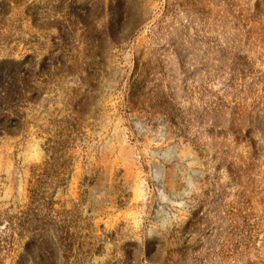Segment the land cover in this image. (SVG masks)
<instances>
[{
	"label": "rangeland",
	"instance_id": "1",
	"mask_svg": "<svg viewBox=\"0 0 264 264\" xmlns=\"http://www.w3.org/2000/svg\"><path fill=\"white\" fill-rule=\"evenodd\" d=\"M0 264H264V0H0Z\"/></svg>",
	"mask_w": 264,
	"mask_h": 264
},
{
	"label": "water",
	"instance_id": "2",
	"mask_svg": "<svg viewBox=\"0 0 264 264\" xmlns=\"http://www.w3.org/2000/svg\"><path fill=\"white\" fill-rule=\"evenodd\" d=\"M189 174V180H188V185L185 186V188L178 193L176 196L177 200L181 202L182 199H185L187 197V192L192 191L195 187V182L197 179L201 176V173L195 169H190L188 170ZM172 200H169L171 202ZM168 211L165 209H158L156 211L155 215V221L158 225H165L168 222Z\"/></svg>",
	"mask_w": 264,
	"mask_h": 264
}]
</instances>
